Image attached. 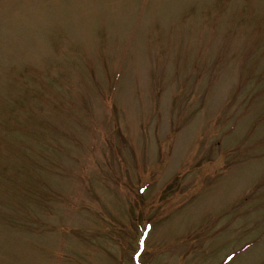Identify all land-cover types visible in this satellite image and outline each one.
<instances>
[{
	"label": "rangeland",
	"instance_id": "obj_1",
	"mask_svg": "<svg viewBox=\"0 0 264 264\" xmlns=\"http://www.w3.org/2000/svg\"><path fill=\"white\" fill-rule=\"evenodd\" d=\"M0 264H264V0H0Z\"/></svg>",
	"mask_w": 264,
	"mask_h": 264
}]
</instances>
